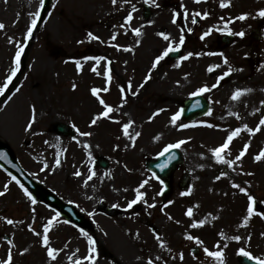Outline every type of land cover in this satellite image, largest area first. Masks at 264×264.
<instances>
[{
  "label": "rangeland",
  "instance_id": "1",
  "mask_svg": "<svg viewBox=\"0 0 264 264\" xmlns=\"http://www.w3.org/2000/svg\"><path fill=\"white\" fill-rule=\"evenodd\" d=\"M71 1L49 0L41 6L40 0H0V87L7 83L0 93V141L30 178L74 205L91 228L84 230L57 216L0 169V259L11 249V264H240V248L264 259V156L255 159L264 150V125L254 133L244 127L255 129L264 118V17L257 16L264 0H228L226 7L220 6L221 0ZM143 3L151 8L149 18L143 16ZM37 10L39 17L34 15ZM129 12L132 19L126 22ZM194 13L201 14L195 24ZM243 13L247 18L238 19ZM33 18L37 23L27 36ZM225 26L245 35H232L231 44L224 45L217 35L225 31L217 29ZM181 29L180 58L194 55L166 60L164 51L170 43L173 48L179 43ZM89 33L99 39L89 38ZM19 47V68L8 81ZM157 56L163 58L153 68ZM211 66L217 67L209 71ZM230 67L233 71L217 84ZM202 86L209 88L202 94L211 114L191 121L179 117L173 124L182 100L201 93L197 90ZM93 87L100 89L97 96ZM105 87L109 91L104 92ZM237 89L250 91L232 99ZM101 98L113 111L92 124L104 111ZM58 123L68 125L73 136L54 131ZM124 124H129L127 135ZM237 128L239 134L221 153L223 160H217L210 149ZM178 141H184L179 147L183 164L173 173L172 193L163 203L161 183L143 161ZM245 143L249 147L237 161ZM99 156L107 166L96 163ZM184 173L186 189L179 187ZM241 187L247 192H240ZM137 191L143 198L128 208ZM249 195L254 212L245 224ZM100 202L119 213L99 212ZM49 221V245H44ZM88 236L96 249L91 262L83 259L92 247ZM192 245L198 247L197 255L190 252ZM49 246L57 249L54 260L47 255ZM204 248L222 251V256L210 257Z\"/></svg>",
  "mask_w": 264,
  "mask_h": 264
},
{
  "label": "snow or ice",
  "instance_id": "2",
  "mask_svg": "<svg viewBox=\"0 0 264 264\" xmlns=\"http://www.w3.org/2000/svg\"><path fill=\"white\" fill-rule=\"evenodd\" d=\"M145 2H148V0H145ZM152 2L154 3L155 0H152ZM195 2L199 3L200 0H195ZM112 3H113V4H116V3H117V0H112ZM40 4H41V6H42V5L44 4V0H40ZM220 6H221V7H226V6H228V0H221V4H220ZM181 7H183V5H181ZM132 10L135 11V7H133ZM34 15H35V17H39V16H40V12H39V10H37V11L35 12ZM197 15H201V14H200V13H194L193 16H192V23H193V24L197 23V20H196V16H197ZM202 15H203L204 17H206V16L208 15V13H207V12H204ZM247 16H248L247 13H243V14H241V15L238 17V19H240V20H244V19L247 18ZM257 16H259V17H264V8H261V9H258V10H257ZM185 17H187V12H186V11H185ZM131 19H132V13L129 12L128 16L125 17V21L127 22V21H129V20H131ZM175 20H176V15H175V13H174V15H173V22H175ZM36 23H37L36 19L33 18V19L31 20V25L27 28V36H31V34H32V32H33V28L36 26ZM149 23H151V22H149ZM3 27H4L3 23H0V28H3ZM217 30H218V31H227L229 34H231V35H235V36H239V37H243V36L245 35V33H244L243 31H240V32H232V30H231L230 28H227L226 26H225L224 29H217ZM134 31H135L136 35H140V29H139V28L134 29ZM187 31L191 32L192 29H191V28H188ZM211 31H212V29L209 28L207 31H205L204 33H202V35H201L200 38L203 40L204 37L207 36V35H209ZM183 32H184V29H181L180 40H179V43L176 44L175 48H173V45L170 43L169 46H168V48L165 49L163 55H167L168 52H170V51L178 50V49L184 44V35H183ZM160 35L163 36L165 40H168V39H169L168 35H166L165 33H160ZM88 36H89V38L99 39V37H94L92 33H89ZM26 39H27V37H26ZM137 43H139V41H137ZM21 52H23V47H19L18 50L16 51V55H15V58H14V63H15L16 66L13 67V68L11 69V75H9V76L7 77V80H8V81H11V80H12V77L16 74V71H17L18 68H19ZM192 55H194V53L189 52V53H187L186 56H182L180 59H182V60H183V59H187L188 57H190V56H192ZM195 55L199 56V55H201V53H195ZM220 55L223 56V53H220ZM162 58H163V56H157V57H156V60H155V62L153 63V68L156 67V64H157ZM84 59H85V60H92V59H94V60H96L97 62H99V60H100L101 58H100V57H84ZM224 63H225V64L228 63L226 57L224 58ZM76 67H77V70H80L81 67H82V66H81V63H80L79 60L76 61ZM213 67H217V66H211V67H209L208 70H209V71H212V68H213ZM93 71H96L95 67L93 68ZM231 71H233V69L230 67V68L228 69V71L224 72L222 76L218 77V78H217V84L219 83V81H220L221 79H223L224 76H228L229 73H230ZM104 75L108 77V81L111 80L110 70H106V71L104 72ZM145 79H148V77H145ZM217 84H213L211 87H212V88H215V87H217ZM6 87H7V83H5V85H4L3 87H0V93H3V92H4V88H6ZM75 87H76V85L73 84V88H75ZM99 91H100V89H97V88H95V87H93V88L91 89V92H92V94H93L94 96H97L98 93H99ZM103 91H104V92H107V91H109V89H108L107 87H105V88L103 89ZM197 91L203 93V92L209 91V88H208L207 86H202V87L199 88ZM242 91H250V90H241V89H237V90L233 93L232 99H237V98L241 95ZM133 94H135V93H133ZM193 94H195V93H193ZM9 99H11V97H9ZM5 103H7V101H5ZM99 103H100L101 105H103V107H104V111L100 112L96 117L93 118V120L91 121L92 124H95V123L97 122V120L99 119V117H108V116H109V113H111V112L113 111V108H112L111 106H109V105L105 102L104 99H102V98L99 99ZM33 111H34V110H33ZM158 111H162V109H161V110H158ZM211 111H212V110L209 109L208 114H211ZM156 114H157V113H154L153 115H156ZM180 115H181V112H180V111H177V112L173 115V117L171 118V122H172L173 124H175L176 120L180 117ZM151 118H152V117H149V119H151ZM33 119H34V117H33ZM130 123H132V122L129 121V124H130ZM129 124H124V125H123V128H124V130H125V135L128 134ZM261 125H264V118L261 119L260 124H258L257 127H256L255 129H253V128H248L247 125H245L244 127L247 128V130H248L249 133H254V132L260 130ZM29 127H31V123L29 124ZM179 127H180V128H187V127H189V125H188V124H180ZM239 132H240V129H239V128H237V129L234 130V131H231V132L229 133V135L227 136V138L225 139V141H224L222 144H220L218 147H215V148L210 149V151L213 153V155L216 157L217 160H223V157L221 156V153L224 152V150L227 149V148L229 147V144L232 142L233 138L239 134ZM82 135H90V134H89V133H82ZM137 135H139V133H137ZM182 143H184V141H178V142H176L175 144H169V145L164 149V152H167L168 149H170V148H179L180 145H181ZM248 147H249V145H248L247 143H245V144H244V147H243V149L240 151L239 155L236 156V160H237V161H239V160L241 159V157L245 154V151L248 149ZM3 155H4L3 153H0V157H3ZM262 156H264V150H261V153L258 154V155L255 157V159H256V160H260ZM57 163H59V161H57ZM228 163H229V166L231 167L232 161H229ZM159 167L163 168L164 165H160ZM75 174H76V175H80L79 172H77V173H75ZM222 175H223V173H222ZM13 179H15V177H13ZM89 179H91V176L89 177ZM157 179H159V178L157 177ZM216 179H219V177H217ZM161 183H163V182L161 181ZM236 187H239V186L237 185ZM5 188H7V186H5ZM239 190H240V192H242V193H246V192H247V189H246V188H243V187L239 188ZM25 192H27V189H25ZM2 194H3V193H0V195H2ZM27 194H28L29 196H31V193H27ZM183 194H184V193H182V195H183ZM143 196H144V193H143V192H141V191H137L136 198L133 199L130 203H128L127 207H128V208H131L134 204H136L139 200H141V199L143 198ZM248 199H249L250 203H249L248 206H247V214H246L245 217H244V223H245V224H247L248 220L252 217L253 212H254L253 203H252V201H253V197L249 195V196H248ZM33 202H35V201H33ZM169 203H171V201H169ZM187 214H188L189 216H191V215H192V210L189 209ZM58 215H59V213H57V216H58ZM261 215H264V213H262ZM55 219H56L55 216L52 217V220H55ZM7 222H8L9 224L13 223L12 220H8ZM198 223H199L200 225H202V224L204 223V221L201 220V221H199ZM50 224H51V221H49V223L46 224V225L44 226V235H43V239H42V243H43L44 245H49L48 230H49V225H50ZM193 226H196V225H193ZM84 234L87 235V233H84ZM262 235H264V233H262ZM157 238L159 239V237H157ZM188 238H189V239H192L191 236H189ZM249 238H250V237H249ZM233 239H234V240H240L241 237H240V236H234ZM88 242H89L90 245H92V247H90V249H89V253H90V254H89V255H86L83 259L86 260V261L91 262V261H94V260H95V256L91 254V253H95V251H96V249H95V247H94V245H95V241L92 239L91 236H88ZM196 242H197L198 244L201 243V241H200L199 239H197ZM8 243H9V244H12V241L9 240ZM23 251H26V250H23ZM56 252H57V249H56V248H53V247H51V246L47 247V255H48L50 258H52L53 260L56 258V256H55V253H56ZM204 252H205L208 256H210V257H216V258H219V257L222 256V251H209L208 248H204ZM239 252H240L242 255H244L245 257H248V258L253 259V260H258V264H264V259H260V258H258V257L253 256V255L251 254V252L245 251L244 248H240V249H239ZM181 258H183L182 254H181ZM69 259H72V258L69 257ZM12 261H13V255H12L11 249H9V252H8L7 257H6L5 259H0V264H11ZM76 264H80V261H76Z\"/></svg>",
  "mask_w": 264,
  "mask_h": 264
},
{
  "label": "water",
  "instance_id": "3",
  "mask_svg": "<svg viewBox=\"0 0 264 264\" xmlns=\"http://www.w3.org/2000/svg\"><path fill=\"white\" fill-rule=\"evenodd\" d=\"M45 1L46 3L48 2V0ZM145 8L146 10H148L146 6ZM183 105L182 115L185 119H191L196 115L203 114L208 107L207 103L201 96L187 99ZM54 129L68 135L72 134V131L64 124H57ZM0 153L4 154L3 157H0V166L24 181L35 199L42 200L50 206L56 208L62 215L69 218L71 221L83 227H88V221H85L82 216L74 210L72 206L64 204L52 193L45 190L39 183L29 179L18 165L10 148L1 141ZM181 163L182 154L178 148H170L167 152H163L153 159L145 160L146 167L163 182L161 189V196L163 197V201L166 200L171 193V174L174 169ZM160 165H164V167L161 168L159 167ZM186 183L187 180L186 178H184L182 181L183 188L186 186ZM98 208L111 215L118 213V210L107 208L102 203L98 206ZM191 251L197 253L198 248L196 246H192ZM239 259L242 264H258V262H254L245 257H240Z\"/></svg>",
  "mask_w": 264,
  "mask_h": 264
},
{
  "label": "bare ground",
  "instance_id": "4",
  "mask_svg": "<svg viewBox=\"0 0 264 264\" xmlns=\"http://www.w3.org/2000/svg\"><path fill=\"white\" fill-rule=\"evenodd\" d=\"M69 4H73V1L70 0Z\"/></svg>",
  "mask_w": 264,
  "mask_h": 264
}]
</instances>
